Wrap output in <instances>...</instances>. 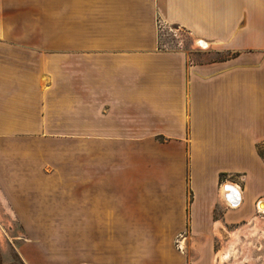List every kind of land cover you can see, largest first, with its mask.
I'll use <instances>...</instances> for the list:
<instances>
[{
    "label": "crops",
    "instance_id": "0c3cea01",
    "mask_svg": "<svg viewBox=\"0 0 264 264\" xmlns=\"http://www.w3.org/2000/svg\"><path fill=\"white\" fill-rule=\"evenodd\" d=\"M0 190L22 264H217L264 211V0H0Z\"/></svg>",
    "mask_w": 264,
    "mask_h": 264
},
{
    "label": "rangeland",
    "instance_id": "374dc122",
    "mask_svg": "<svg viewBox=\"0 0 264 264\" xmlns=\"http://www.w3.org/2000/svg\"><path fill=\"white\" fill-rule=\"evenodd\" d=\"M168 48L191 49L192 37L176 26L163 28ZM23 226L14 218L0 190V264H22L18 253ZM217 264H264V211L248 223L224 230L217 240Z\"/></svg>",
    "mask_w": 264,
    "mask_h": 264
},
{
    "label": "built area",
    "instance_id": "2783aa9c",
    "mask_svg": "<svg viewBox=\"0 0 264 264\" xmlns=\"http://www.w3.org/2000/svg\"><path fill=\"white\" fill-rule=\"evenodd\" d=\"M183 236H180L177 241H176V247L179 251H183L184 247H183Z\"/></svg>",
    "mask_w": 264,
    "mask_h": 264
},
{
    "label": "bare ground",
    "instance_id": "6f19581e",
    "mask_svg": "<svg viewBox=\"0 0 264 264\" xmlns=\"http://www.w3.org/2000/svg\"><path fill=\"white\" fill-rule=\"evenodd\" d=\"M201 46H206L203 42L200 41L199 43ZM261 207L264 209V205H261Z\"/></svg>",
    "mask_w": 264,
    "mask_h": 264
}]
</instances>
